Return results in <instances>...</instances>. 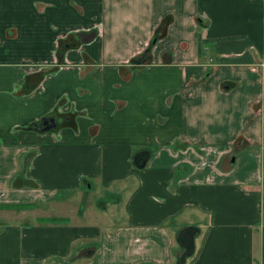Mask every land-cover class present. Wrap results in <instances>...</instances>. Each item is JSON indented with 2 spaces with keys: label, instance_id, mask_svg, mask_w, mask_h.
Wrapping results in <instances>:
<instances>
[{
  "label": "crops",
  "instance_id": "1",
  "mask_svg": "<svg viewBox=\"0 0 264 264\" xmlns=\"http://www.w3.org/2000/svg\"><path fill=\"white\" fill-rule=\"evenodd\" d=\"M0 264H264V0H0Z\"/></svg>",
  "mask_w": 264,
  "mask_h": 264
},
{
  "label": "water",
  "instance_id": "2",
  "mask_svg": "<svg viewBox=\"0 0 264 264\" xmlns=\"http://www.w3.org/2000/svg\"><path fill=\"white\" fill-rule=\"evenodd\" d=\"M56 126V117L54 115H48L42 118L41 122L36 126V129L38 131H44V130H48L51 128H54ZM147 160V154L145 153H141L138 157H137V161L141 162L140 166L143 167L146 163ZM182 237V236H181ZM188 239H183L181 238L180 240L183 243L184 246V251H183V257H187L190 256L193 252V235L192 234H187ZM182 263V261H181Z\"/></svg>",
  "mask_w": 264,
  "mask_h": 264
},
{
  "label": "trees",
  "instance_id": "3",
  "mask_svg": "<svg viewBox=\"0 0 264 264\" xmlns=\"http://www.w3.org/2000/svg\"><path fill=\"white\" fill-rule=\"evenodd\" d=\"M158 30H156V32L154 33V35H153V38H152V40H150L149 41V44H148V46L146 47V49L142 52V54H143V57H147L148 55H147V53H149V51H150V48H151V46L153 45V43L159 38V34L160 33H158ZM154 40V41H153ZM141 54V55H142ZM136 58L137 57H133V58H131V61L134 63V61H136ZM138 59V58H137ZM189 230V229H188ZM183 231L184 230H182V231H180V235L183 233ZM185 233H188V234H192V231L190 230V231H187V232H185ZM181 258V257H180ZM182 261V260H181Z\"/></svg>",
  "mask_w": 264,
  "mask_h": 264
},
{
  "label": "flooded vegetation",
  "instance_id": "4",
  "mask_svg": "<svg viewBox=\"0 0 264 264\" xmlns=\"http://www.w3.org/2000/svg\"><path fill=\"white\" fill-rule=\"evenodd\" d=\"M187 234H188V233H185V236H182L181 238H183V239H185V240L188 239Z\"/></svg>",
  "mask_w": 264,
  "mask_h": 264
}]
</instances>
